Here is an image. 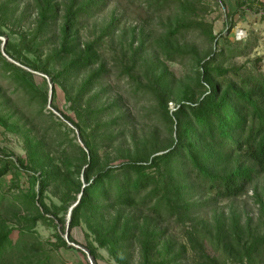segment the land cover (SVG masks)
Masks as SVG:
<instances>
[{"label": "trees", "instance_id": "1", "mask_svg": "<svg viewBox=\"0 0 264 264\" xmlns=\"http://www.w3.org/2000/svg\"><path fill=\"white\" fill-rule=\"evenodd\" d=\"M12 2L15 1L3 2V12ZM74 2L64 3V8L56 0H41L37 4L34 51L41 52L45 44L54 40L59 43L44 65L30 64L34 70L52 74V81L70 95L75 105L86 104L85 115L93 124L89 134H84L76 125L87 152L79 147L83 168L82 164L67 167L70 180L61 203L65 210L76 203L71 209L70 228L79 223L84 212L101 219L104 214L110 215L112 208L115 212L112 221L105 226L97 224L91 232L98 244L109 250L116 264H264V194L255 186L264 174V71L257 67L237 69L230 77V69L217 63V56L222 55L220 51H207L201 56L193 46L174 51L166 40L163 49L170 58H173L170 53L174 52L194 62L199 94L195 96L193 91L186 89L175 96L166 82L162 65L149 60L151 66L146 72L153 84L141 86L149 94L155 111L168 125V138L162 144L155 136L143 139L133 150H126L123 162L107 166L97 155L95 141L119 140L127 112L117 98L103 99L107 94V87L102 86L107 70L99 65L88 72L99 59L95 41L81 45L76 36L77 16L90 14L99 9V5L93 0H80L78 7L73 9ZM149 4L162 8L160 0ZM189 6L182 3L181 11L187 12ZM183 32H196L208 42L216 39L210 25L181 16L166 36L175 39ZM141 46L142 41L139 48ZM49 61H60V69L50 73ZM4 67L10 70L14 65L5 61ZM88 93L92 94L86 99ZM172 101L175 104L170 108ZM36 147L28 154L30 165L19 161L23 170L36 167L39 171L38 176L33 175L38 181V191L30 197L38 200L43 209L40 211L36 205L37 213L30 219L32 223L45 221L50 214L41 199L51 173L45 169L48 163L37 161L40 147ZM62 153H66L65 149ZM69 156L67 154L66 158ZM11 167L14 168L15 163L0 156V177ZM251 187L263 224L261 233L251 227L249 216L242 218L232 212L228 217L217 208V200L245 195ZM198 197H208L205 201L211 219H197L198 208L205 204L198 205ZM128 210L133 213L128 214ZM165 217L181 224L190 223L184 234L194 255L191 260L185 258V246L177 249L176 244L165 237L164 229L158 226L159 218ZM13 230V227L0 228V264H40V255L33 253V247L31 253L22 254L25 245L20 246L17 240L12 242ZM54 234L56 245L66 247L62 236ZM87 248L95 259V247L89 244ZM133 249L138 250L137 261L133 260ZM14 252L17 254L13 262L9 258Z\"/></svg>", "mask_w": 264, "mask_h": 264}, {"label": "rangeland", "instance_id": "2", "mask_svg": "<svg viewBox=\"0 0 264 264\" xmlns=\"http://www.w3.org/2000/svg\"><path fill=\"white\" fill-rule=\"evenodd\" d=\"M4 1L0 0V156L8 157L15 167L0 177V228L13 227L12 242L17 240L20 246L25 245L22 254L31 253L33 247V253L40 255V264H116L109 250L100 246L91 232L97 224L105 226L112 221L115 216L113 209L109 210L110 215L104 214L101 219L98 215L84 212L79 223L70 228L71 209L76 203L66 210L61 203L70 180L66 174L67 167L82 164L83 154L79 147L87 152L76 125L84 134L92 133L93 124L85 115L86 104H80L81 107L75 105L70 95L52 81V74L30 67L31 63L44 65L59 43L54 40L45 44L41 52L34 51L37 4L41 0H14L4 11L6 15L1 9ZM56 1L62 3V8L64 3L68 5L70 2ZM93 1L99 9L77 16L76 36L81 45L95 41L99 59L88 72L99 65L107 70L102 84L107 87V94L103 95V99L117 98L127 112L119 140L112 143L103 139L95 141L97 155L107 166L123 162L126 150H133L143 139L155 136L162 144L168 138V125L155 111L149 94L142 87L153 84L146 72L151 66L149 60L162 65L166 82L175 96L186 89L193 91L195 96L199 94L194 62L174 52L170 53L173 57L170 58L163 49L166 40L170 43L168 47L174 51L194 47L200 56L207 51H220L222 55L217 56V63L230 69V77L237 69L244 71L257 67L264 71V0H160L162 8L150 6L153 0ZM79 2L75 0L73 9L78 7ZM182 3L190 4L187 12L181 11ZM179 16L196 18L210 25L216 39L208 42L196 32H183L175 39H168L166 33ZM5 61L14 67L7 70ZM60 65V61H49L48 71L54 73ZM91 94H86V99ZM174 104L172 101L169 107ZM36 146L40 147L37 161L48 163L45 169L51 173L41 199L50 214H47V220L32 223L30 219L37 213L36 205L40 211L43 209L38 200L30 197L38 191V181L33 179V175L38 176L39 171L36 167L23 170L19 161L30 165L28 154ZM64 149L69 158L62 153ZM36 166L40 168L39 164ZM255 186L259 193L264 194V174L257 179ZM207 198L196 199L198 205L205 203L198 208L197 219H211L212 214L205 201ZM217 208L228 217L232 212L242 218L249 216L254 231L262 232L263 224L252 196V187L247 194L237 198L217 200ZM127 213L131 215L133 212L128 210ZM157 224L177 249L185 246V258L191 260L194 257L184 234L190 223L181 224L165 217L159 218ZM56 232L66 241V247L56 245ZM89 244L95 247V259L88 252ZM137 252L133 249L134 261L138 260ZM16 254L12 253L9 259L14 262Z\"/></svg>", "mask_w": 264, "mask_h": 264}, {"label": "water", "instance_id": "3", "mask_svg": "<svg viewBox=\"0 0 264 264\" xmlns=\"http://www.w3.org/2000/svg\"><path fill=\"white\" fill-rule=\"evenodd\" d=\"M74 206V205H73Z\"/></svg>", "mask_w": 264, "mask_h": 264}]
</instances>
